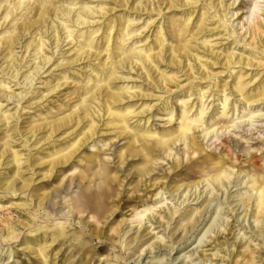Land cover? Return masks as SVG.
Here are the masks:
<instances>
[{"label":"bare ground","instance_id":"1","mask_svg":"<svg viewBox=\"0 0 264 264\" xmlns=\"http://www.w3.org/2000/svg\"><path fill=\"white\" fill-rule=\"evenodd\" d=\"M234 1L0 0V60L3 61L0 74L6 76V79L0 78V100L3 98L6 103L11 102L19 108L18 112L17 109L11 113L10 110H5L7 106L4 108L0 101V127H5L4 138L13 139L9 134L11 132L13 135H20L22 141L29 144L25 156L11 146L12 141H6L0 146V169L5 166V170L12 174L8 177L6 173L8 179L5 180L0 177V194L13 199L18 197L19 201L20 197L33 201L35 212L45 210L44 201L49 195H35L38 187L33 189V186L36 180L43 182L51 178L60 168L75 159H78V164L94 162L95 155H84V150L105 142L99 139L106 134L109 139L125 141L124 146L115 153L122 161L138 160L137 165L134 164L137 166V183L145 185L144 196H150V201H143L129 213L132 218L129 220L128 230L117 227L109 229L117 235L118 238L115 239L121 242L120 245L129 252L128 254H139L136 264H143L140 263L143 254L144 258L156 254L146 264H166L163 257H159L162 252L160 249H164L168 255L179 242L185 244L201 226L203 217L208 213L207 209L215 201L217 193L222 190L227 192L230 186H240L241 180H244L242 184L246 192L238 195L240 205L235 206L238 207L236 210L233 207L231 212H237L240 207L244 208L240 225L247 216L251 219V224L239 230L234 227L228 229L229 219L227 216H221L222 210L218 212V208L221 209L218 207L208 228L204 232L202 228L198 233L202 235L196 237L193 243L200 245L205 243V239H211L212 242L208 245L211 248L208 251L212 252L210 258L228 252L221 260L224 261L226 256L230 264H237L239 257L243 258V264H264V255L256 252L258 254L255 256L250 245H247L253 242L251 237L244 243L245 249L250 253L244 251L233 254V249L238 245L237 240L241 242L245 238L242 230L248 229L254 237L261 238L262 245L264 243V170L260 171L252 165L244 170L226 164L228 162L217 160L211 152L206 153L204 146L196 143V135L200 134L205 139L218 131L223 134V130L237 128L238 120L251 121L257 117L260 112L258 108L264 106V5L260 8L258 0L253 1L247 8L245 21L240 26L237 25L239 29L236 30L230 21L237 14L231 10ZM116 9L120 11L117 12ZM144 16L146 17L142 20ZM242 29H245L243 36L248 38L243 37V44L238 48L237 33ZM230 38L231 42H225V45L222 43ZM17 49L20 52H16ZM18 54L21 56L18 57ZM54 54L55 58L52 57ZM28 64L30 65L26 66ZM81 66L83 67L79 71L75 69ZM24 68L27 69L23 72ZM45 73L51 80L41 82L40 85L52 94L57 93L63 85L68 87L75 82L76 86L71 94L74 97L69 101L75 100L65 112L60 113L59 106L56 110L59 113L57 116L52 113L49 118L41 120L40 125L34 121V124H28L29 126L23 129L18 125L20 112L40 107L47 100V95L43 96L40 90L35 88ZM54 73L59 74L54 76ZM79 73L85 76L83 80L78 79ZM131 73L136 74V80L141 82L136 84V81H132L133 78L129 77ZM67 74L73 75L76 81ZM53 76L56 79L52 81ZM70 79L72 81L69 82ZM53 82L56 83L53 85ZM20 85H23L24 91L15 94L12 87ZM28 95L31 96L30 101H38L23 107ZM209 97L213 99V104L217 103L211 112L205 104ZM173 100L179 103L178 108L173 104ZM139 102L140 105L136 107ZM161 114L167 117L168 124L175 125L165 131H152L150 120ZM133 120L135 121L132 123ZM235 120L237 121L234 122ZM12 122H15L13 127ZM220 123L222 126L216 128ZM178 144L185 150H182L186 160L183 167L192 176H183L186 178L181 181L182 184L169 185L170 188L167 184L161 188L163 182L159 187L153 183L150 188L156 187V190L154 193L147 192L149 186L144 184L146 177L153 172V167L161 157L174 159L175 155L172 153ZM221 144L224 142L221 141ZM36 154L37 160L34 159ZM178 163L175 165L180 167L182 164ZM24 168L31 179H23L25 174L22 175L21 171ZM196 175L197 178L194 177ZM34 176H37V179L34 180ZM99 176H106L105 170H101ZM235 180H238L237 183H234ZM165 190L172 200L178 197L179 201L182 198L177 207L172 202L167 203L172 200L163 196L166 194ZM94 194L88 196L86 203L95 204L92 211L98 216L104 213V208H98L97 201H104L110 193L104 191ZM189 201L195 203L180 209V206ZM25 204L20 203L18 207L24 208ZM231 206L229 203L228 207ZM176 219L178 220L175 221ZM126 221L128 222V219ZM133 221L137 222L136 226H133ZM171 223H174V227L170 229ZM24 225L29 224L26 221ZM43 228L46 229L40 238H33L37 241L35 247L27 243L26 248L31 249V253L43 264H47L48 249L59 235L63 236L64 227H38L35 232L38 233ZM157 229L162 231L156 232ZM231 231V239L217 244L216 235L225 232L229 234ZM235 231L238 232L236 237ZM177 232L179 233L175 237ZM212 233L214 236L211 237ZM14 234L12 228L7 227L3 240H13ZM163 235H166L170 242L166 244ZM180 235V240L176 241ZM26 241L28 242L27 239ZM10 249L12 250V247ZM155 250L157 253H154ZM108 257L106 255V264H110ZM156 258L157 260H154ZM170 262L173 264V259ZM181 262L182 260L179 264Z\"/></svg>","mask_w":264,"mask_h":264},{"label":"rangeland","instance_id":"2","mask_svg":"<svg viewBox=\"0 0 264 264\" xmlns=\"http://www.w3.org/2000/svg\"><path fill=\"white\" fill-rule=\"evenodd\" d=\"M253 1H255V0H235L234 1L235 3L232 6L231 10H232V12H236L237 14L230 20L231 22H233V29L238 30L241 23H243L245 21V14L247 13V8H248V6L252 5L251 3ZM258 2H259L260 8H262L264 5V1L258 0ZM230 3H231V1H230ZM263 9H264V7H263ZM116 11L119 12L120 10L116 9ZM260 14H261V11H260ZM145 17L146 16L142 17V20ZM237 25H239V26H237ZM236 26H237V28H236ZM244 30L245 29H242V31H239L240 33H237V36H238L237 40H239V45L237 46L238 48H241V45L243 44V37L245 39L248 38V36H246V35L243 36ZM150 34L151 33H149V36H150ZM231 41H232V39L230 38L227 41H223L222 43L225 45ZM225 42H227V43H225ZM63 45H65V44H63ZM65 49L66 48H63V50H65ZM16 52H20V50L17 49ZM48 52L51 53L50 50H48ZM49 53H47L48 56L50 55ZM54 55L52 56L53 58L56 57V54H54ZM20 56H21V54H18V57H20ZM1 57H0V59H1ZM29 59H27V61ZM2 62L3 61L0 60V66L2 65ZM29 65L30 64H28L26 66H29ZM48 67H49V65L46 66L45 69H47ZM82 67L83 66H81L79 68H75V69H77L79 71ZM26 69L27 68H24L22 71L24 72ZM58 74L59 73H57V74L54 73L53 75L58 76ZM67 75H69L71 78H73V81L74 80L76 81V79L74 78L73 75H71V74H67ZM54 76L52 77V81L54 80V78L56 79V77H54ZM41 77H42L41 80L37 82L38 84L35 86V88L39 89L40 93H42L43 96L47 95L46 96L47 100L40 107H33L32 110L31 109H29V110L25 109V110L20 112V114H19L20 118L18 121V125L23 129L27 128L34 121H35V124H39L41 122V120H43L46 117L49 118L50 115L52 116L53 114H55L53 116H57L56 114H59V113L56 110L59 106H61L59 108V110H61L60 113L65 112L69 108V104H72L75 100L74 99V100L69 101V99L74 97V95H71V94L74 90L73 88L76 86L75 82L71 83L68 87H67V85L66 86L63 85L58 90L57 93L55 92L52 94V93H49L46 91V89H47L46 87H43V85H40L41 82L45 83V81L48 82V80L49 81L51 80V79L47 78L48 74L45 73ZM84 77L85 76L82 75L81 73L78 74L79 80H83ZM129 77H132L133 78L132 81H136V84L141 82L138 79L136 80V74H134V73H131V75ZM0 78L6 79V76H3V75L1 76V74H0ZM45 78L47 80H45ZM181 80H184V78H181ZM70 81H72V79H70L69 82ZM227 81H229V80H227ZM20 82H22V79ZM55 83L56 82H53V85ZM131 84L132 83H130V86H131ZM13 85H14V83L11 84V86H13ZM205 86L206 85H204V87ZM12 90H14L15 94H18V93H21L22 91H24V88H23V85H20V86L12 87ZM28 97H30V98H28ZM30 99H31V96L28 95L25 99V101L26 100L27 101L25 104H23V107H26V106L28 107V105L30 103L38 101V100L30 101ZM193 99H191V100H193ZM215 99H216V97H215ZM231 99L232 98H230V100ZM0 101L2 102L4 108L7 106V108L5 110H10L11 113L16 112L17 109H18L17 112L19 111V108L12 105L11 102L6 103L3 98ZM152 104H154V103H152ZM173 104H175V107L178 108L179 103H176L173 100ZM205 104H206V106L208 105L209 112H211L214 110V108H216L217 103L213 104V99L211 97H209L207 99V101L205 102ZM139 105H140V102L137 104L136 107H138ZM258 110H260V112L256 115L257 117L253 118L251 121H248L246 119H242V120H238V121L235 120L234 122L237 121V124H238L237 128L233 127V128H228L225 131L223 130V134L220 131H218L217 134L214 133L205 139H203L202 138L203 136L200 134L196 135V143L199 146L200 145L204 146L206 153L209 154L211 152L210 154L213 157H215L217 160H221L225 163L228 162L226 164H232V165L238 166L239 168H242V169L250 168V166L252 165V166H254V168L260 169V171H263L264 170V106L261 105L258 108ZM47 112L49 115L46 114ZM240 115H239V117L242 116V115L241 116ZM233 119H235V117H233ZM134 121L135 120H133L131 122L133 123ZM221 122H223V121H221ZM214 123H216V122H214ZM150 124H151L150 129H152V131H163V130L165 131V130L170 129V126L173 127L175 125L173 123L168 124L167 123V117L165 118L163 116V114L154 116L153 119L150 120ZM13 126H15V122H12L11 127H13ZM221 126H222V123H220L218 126H216V128H219ZM4 128L5 127H3V128L0 127V146H2L6 141H12L10 144L16 151H19L24 156H25V154L27 155V153H28L27 152V146H29V144H25V142L22 141V138L20 137V135H18V134L13 135L14 133H11V132L9 134H10V136H12L13 139H9V137H8V139L4 138V136H5L4 135ZM108 133H107V135H108ZM105 135L106 134H103V138L99 139L100 141L105 140V142H103L102 144L95 145L94 148H92V149L87 148V150L86 149L84 150V153H85L84 155H90V154L95 155V161L94 162L89 163V164L82 162V163L78 164V159H75V160L69 162L67 165H65L64 168H60V170H58L56 172V174H58V175H56L54 173L51 178H49L47 180L45 179L43 182L36 180V182L33 186L34 187L33 189H36L38 187L35 195H44V194L49 195L48 199H46L44 201V207H45L44 209L45 210L35 212V206H34L33 201H28V199H25L24 197H20L21 201H19V200H17L18 197H17V199L16 198L13 199L9 196L0 194V251H1L0 252V264H6V263L7 264H43L40 261V259L35 257L36 256L35 254L31 253V252H33L31 249L29 250L26 248L27 247L26 244L28 243L29 246L35 247V245L37 244V241L34 240L33 238H35V237H36L35 239L40 238V235H42V233L45 231L46 228L45 229L43 228L38 233H36L35 231L38 227H45V226H48L50 228H53L55 226H57V227L63 226L64 227V230L62 232L63 236L59 235L57 237L56 241L54 242L55 244L53 243L50 246V248L48 249L49 254H48L47 264H83V263L85 264V261H86V264H102V263L106 264L104 262L106 255H107V257L109 255L107 260L110 262V264H136L137 261H139L138 260L139 254H136L134 256H132L133 253H132V255H131V253L128 254L129 252L126 251L125 248H123L120 245L121 242L117 241L118 239H115V238H118L117 235L115 233H112L110 230L112 227L113 228L117 227V229H122V230L124 228V229L128 230L127 227L130 224V221L132 218V215L129 213L131 212L133 207H138L139 205L142 204L143 201H150V198H149L150 196L149 195L144 196L145 193L143 192V190L145 189V185H141V184L137 183V181H138L137 172H136L137 166H134V164L137 165L138 160L137 159H134V160L133 159H131V160L127 159V161H122L119 159L118 154H116L120 150L119 148H122L124 146L125 141L121 140V139L120 140L109 139V138H107L109 136H105ZM104 137H106V138H104ZM110 137H111V135H110ZM217 139H219V140L217 141ZM221 141L224 142V144H221ZM21 144L23 145V148H22ZM45 148H47V147H45ZM0 150H2V149H0ZM21 150H22V152H21ZM174 150L175 151H173V153H172L175 155L174 159H172V157L168 158V159L165 157H161L160 160L157 161L156 165L153 167V172L148 177H146L144 184H146L147 187L149 186V189L146 190L147 192L150 191V192L154 193V191L156 190V187L161 186L162 182L164 184L161 188H164V186H166V184H167V186H169V185L172 186V185L177 184V183H179V185H180V184H182L181 181H183L184 178H186L188 175H191V174H189V172H186L185 168L183 167L184 164L186 165V160H185V157L183 156V153H182L183 152L182 150H184L183 147H181V145L178 144L177 147L174 148ZM34 153H35V151L32 152V155H34ZM43 154H45V153H43ZM180 155H181V157H180ZM80 156H82V155H80ZM114 156H116V157H114ZM246 157H248V158H246ZM34 159L35 160L38 159V154L35 155ZM182 159H183V161H182ZM194 159H196V158L194 157ZM178 162H181V164H182V165H180V167H178V165H175V164H179ZM173 165H174V167H173ZM119 168L122 172L121 171L119 172ZM5 169H6L5 166H3L2 170L0 169L1 170L0 174L4 173L0 177L4 180H5V178L8 179V177H10L12 175V174H10V172H8ZM8 169H10V168H8ZM101 170H105L106 176H104V177L99 176V173ZM25 171H26L25 168L21 171L22 175L25 174L22 176L23 179L24 178H25L24 180L31 179L29 176V173L25 172ZM65 171H67V172H65ZM235 171H236V169H235ZM6 173H7L8 177H6V175H5ZM27 173H28V175H27ZM132 173H133V175H132ZM135 173H136V175H135ZM97 175H98V177H96ZM183 176H186V177H183ZM36 177L37 176H34L33 179L34 180L37 179ZM194 177L197 178L198 175H196ZM241 177H243V174L240 176V179H241ZM1 178H0V181H2ZM232 178H234V177L232 176ZM110 179H111L112 183H111ZM131 179L133 182L132 181L130 182ZM154 179H156V180H154ZM162 179L163 180L165 179V180L161 181ZM155 181H157V182H155ZM237 181L235 180L234 183H237ZM149 182H152V183H149ZM105 183H106V185H105ZM153 183L156 184V187L150 188ZM242 183H244V180H241L240 186L237 184L236 187H233V186L228 187L227 192L223 191V190L219 191L217 193V197L215 198V201L213 202V204H211L212 208L209 207L207 209L208 213H206L204 215L203 222H202L201 226L198 227L197 232L194 235H192V237L189 238L185 242V244H182V242H179L181 244L178 243V245H176L178 248L176 246H174L175 249L173 250V252L168 253V255L166 254L167 252H165L164 249H160L162 251V252H160L161 255L159 256L160 259L163 257V261H166L165 262L166 264H171L170 260H172V259L174 261L173 264H179V262L181 260H182V262L180 264H226V263H228L229 259L226 256L224 258V261L221 260V257L225 254L227 255L228 252H222L220 255H218V257L210 258V255L212 254V252L208 251L211 249L210 247H208V245L212 242L211 239H209V238L205 239V243L200 244V245H197V243H193V242H194L196 237L199 238L202 235V233H200L198 235V233L200 232V230L202 228H204L202 232H204L206 230V228H208V225H210L209 223H211L212 218L215 217V213H216V210L218 207H221V209L218 208V212H220L222 210V212L220 213L221 216L223 215L222 216L223 218L225 216H227V219H229L228 223H230V226L228 227V229L234 227V228H236V230L237 229L239 230L242 227L246 228L247 225L251 224L252 221L247 216L245 221L240 225L241 220L244 217V211H242V210H244V208L240 207V209L237 212H233V213L231 212V209L233 207L240 205V203L238 202V200L240 199L238 197V195L244 194L246 192L245 186ZM170 186H169V188H170ZM40 188H42V190H40ZM161 188L159 190H161ZM159 190L157 192H159ZM39 191H40V193H39ZM44 191H46V192H44ZM104 191L110 193V195L104 201L103 200L97 201V203H98L97 207L98 208H104V213L101 215L98 214V216H96L95 215L96 212L92 211V209L95 207V204L94 203L88 204L86 202H87L89 195L94 194V193L96 194L99 192H104ZM165 193L167 195L165 194L163 196L168 198V200H172V197L169 198V196H168L169 194L167 193L166 190H165ZM178 193H180V192H178ZM154 199L155 198L153 197L152 200H154ZM192 199H193V197L190 199V201ZM181 200H182V198L179 199V201H178V197H177V198L173 199L172 201H167V203L172 202V204H174L177 207ZM105 201H106V203H105ZM190 201L188 203H184L182 206H180V209L185 207L187 204L192 205V203H195V202H190ZM200 201H201V199L197 203H199ZM20 203H26L25 204L26 206H24V208H19L18 205ZM229 203L232 205L231 207H228ZM172 204L169 205V207H171ZM79 206H80V208H79ZM8 207L10 209H8ZM191 207L196 208L197 206H191ZM89 208L91 209L90 211H89ZM210 208H211V210H209ZM237 208L238 207H235L234 209L236 210ZM72 209L74 212L72 211ZM105 209L108 211H106ZM70 210L72 211V213L67 214ZM75 211H76V213H75ZM113 212H114V214H113ZM213 212H214V214H213ZM248 213H249V210H248ZM50 218H52V219H50ZM127 219H128L129 223L126 221ZM178 219H176L175 221H177ZM24 220L27 221V224H29L28 226H26V225L23 226V224H26V221H24ZM20 221H21V223H20ZM14 224H16V225H14ZM152 224L154 226H156L154 223H152ZM136 225H137V222L133 221V226H136ZM225 226H226V224H224V227ZM7 227L9 229L12 228V231H14L15 236L14 235H13L14 237L12 236L13 240L12 239L5 240L7 242L6 243L3 239L5 238V230L7 229ZM173 227H174V223H171L170 229ZM26 230H27V232H26ZM155 231L159 232V231H162V229H157ZM232 231H234V229ZM232 231L229 234L227 232H225V233H221L219 235H216L215 238L218 240L217 244L218 243H224L226 241V239L227 240L231 239V237H232L231 234L233 233ZM69 232H70V234H69ZM106 232H108V233H106ZM242 232L245 233V238L241 242H239V240H237L238 245H236V247L233 249V254L237 255V254H240V252L242 253L244 251H247L245 249L246 244L244 245V243L246 242V240L249 239V237H251L253 242H251L250 244H247V245H250V248L252 249V251L255 252V256L258 253L261 256L264 255V243L262 245L261 238L254 237L248 229L242 230ZM166 233H167V230H166ZM178 233L179 232L176 233L175 237H177ZM237 233H238L237 231L234 232V237H236ZM112 234L113 235L115 234V236H113ZM189 235H188V237H189ZM181 236L182 235H180L176 239V241H179ZM212 236H214L213 233L211 234V237ZM15 237H17V238H15ZM25 238L28 240V242L26 241ZM163 238H165L164 242L167 244L169 239L167 238L166 235H163ZM33 240H34V242H33ZM80 242H81V244H78ZM231 242H232V240L229 241V244ZM117 244H118V246H117ZM8 245H11V246L9 247ZM47 246H49V243ZM212 246H214V244ZM11 247H12V250L10 249ZM79 247H80V249H79ZM52 249H53V252H52ZM230 250H232V249H230ZM224 251H225V249H224ZM68 252L70 254H68ZM247 252H249V251H247ZM256 252H258V253H256ZM54 253H55V255H54ZM154 253H157V251L155 250ZM75 255L77 257H75ZM86 255L89 259L86 257ZM155 255L156 254L147 255V257L144 258L145 254H143V256L140 258V263L143 262V264L144 263L146 264L147 262L150 261V258L155 256ZM54 257H56L57 259H55ZM177 257H178V259H177ZM185 257H187V258H185ZM100 259L102 261H100ZM174 259H177V261ZM154 260H157V258ZM243 263H244L243 258L239 257L237 264H243ZM228 264H230V262ZM233 264H234V262H233Z\"/></svg>","mask_w":264,"mask_h":264}]
</instances>
